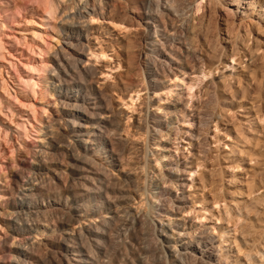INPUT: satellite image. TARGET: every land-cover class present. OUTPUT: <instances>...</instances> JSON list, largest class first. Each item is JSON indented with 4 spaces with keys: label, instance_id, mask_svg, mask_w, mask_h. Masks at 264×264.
I'll return each instance as SVG.
<instances>
[{
    "label": "bare ground",
    "instance_id": "bare-ground-1",
    "mask_svg": "<svg viewBox=\"0 0 264 264\" xmlns=\"http://www.w3.org/2000/svg\"><path fill=\"white\" fill-rule=\"evenodd\" d=\"M187 1L190 6L196 5L195 10L189 7L188 15L180 8L182 2L179 0H42L46 25L53 30L61 29L63 45L70 51H59L52 56L56 68L49 73L44 86L46 91L50 87L63 107L71 111L66 120L67 133L59 134L48 126L43 136L47 139L46 146L53 152L69 153L73 160L71 168L77 173V178L88 183L71 200L67 196L63 204L60 201L59 206L70 215L66 224L81 222L86 216H98L99 212L108 215H105L107 218L101 216L100 225L90 224L82 231L68 229L63 232V244L67 251L72 252L73 264H115L114 258L110 256L113 258L111 262L103 247V243L110 240L108 221L130 213L126 200L131 196L123 189L138 181L134 173L140 171L149 176L147 170L150 165L146 156L150 147L141 137L150 134L151 130L154 132L150 122L153 126H169V122L163 123L157 114L151 117L147 102L146 108L140 110L141 115L134 116L137 100L141 98L140 91L148 88L139 90L130 80L125 81L138 72L139 58L149 55L143 51L145 43L151 46V61L159 59L157 56L165 47L158 38L161 27H164V35H168L166 39L171 47L175 42L183 44L184 51L203 65L200 80L209 79L201 91L210 120L204 121L200 112L187 120L197 126L192 135L196 144L200 146L204 141L209 152L204 156L196 155L189 170L186 168L181 172L192 176L189 182L196 189L190 196H198L195 202L202 206L199 211L205 212L199 217L202 218L199 225L205 226L207 219L213 225L205 228L200 236L196 234L199 236L197 240L182 243L178 249L173 234L167 231L172 230L170 223L159 222L157 225L153 216L151 223L157 226V232L165 239L164 249L172 263L189 264L190 258H194L204 264H264V0ZM165 16L172 22L182 23L183 34L176 29V24L170 26ZM57 19L62 22L61 26L50 24L51 20ZM88 56L93 58L95 65L88 64ZM97 63L102 64L99 66ZM120 68L125 72L109 79L108 76H112L109 72ZM150 71L152 78L157 79L155 76L160 75L156 64ZM177 77L175 74L174 78ZM26 83L29 88H34V94L38 82L29 77ZM156 86L161 88L158 83ZM152 87L155 90L152 85L150 90ZM1 106L0 103V113ZM189 117L185 114L183 120ZM26 121L17 126L27 135V125H33ZM209 124L213 125L215 132L203 138L202 131ZM4 130L7 132V128ZM126 130L139 140L131 145L130 138L121 137ZM142 152L145 153L143 159L139 154ZM113 170L119 175L111 181L108 176H113ZM171 176L168 182L174 187L173 177L176 175L172 173ZM26 179L18 188V195L23 200L42 189L33 176ZM237 184H240V191H231L230 188ZM205 189H209L207 194ZM163 192L148 197H156L159 207H162L165 205V199L160 198ZM10 206L12 210L19 207L14 201ZM145 214H132L131 222L143 225ZM82 232L102 254L101 258L107 260L96 263L86 242L75 241L81 238ZM179 236L184 235L179 233ZM135 260L136 264L148 263L140 254Z\"/></svg>",
    "mask_w": 264,
    "mask_h": 264
},
{
    "label": "rangeland",
    "instance_id": "rangeland-1",
    "mask_svg": "<svg viewBox=\"0 0 264 264\" xmlns=\"http://www.w3.org/2000/svg\"><path fill=\"white\" fill-rule=\"evenodd\" d=\"M40 1L0 0V103L3 108L0 113V264H73L74 256L72 252L65 249L63 244V232L68 229L82 231L83 227L90 224L100 225L101 218L108 216L99 212L96 214L98 216H86L81 219V222L66 224L70 215L59 206L61 202L62 204L65 202L67 196L71 200L74 194L80 193L88 183L85 184L77 178V173L71 168L73 160L69 153L53 152L46 146L47 139L43 136L48 126H52V129L59 134L67 133L66 120L71 115V111L63 107L60 99L50 87L46 91L44 82L49 79L52 69L56 68L52 56L59 51L62 53L70 51L63 45L64 38L59 32L61 29L53 30L50 25H46L47 16L41 6L42 0ZM179 1L182 2L180 8H183V13H187L190 8L196 9V5L190 6L187 0ZM165 18L166 21L168 19L167 23L170 26L176 24V29H179V32L181 30L180 33H182V23L172 22L168 16ZM61 23L60 19L50 21V24L55 26H61ZM163 31L164 27L160 28V32L158 31V36L160 35L158 38L165 43L164 51L161 50L157 56L159 59L151 61L152 55L149 53L151 46L145 43L143 51L149 55L140 57L137 63L138 72L125 78V81L130 80L137 85L139 90L148 88L140 91L141 98L137 100L136 104L139 106H136L134 116L141 115L140 110L146 108L147 102L150 106L151 117L154 118L157 114L163 123L169 122V126L167 125L168 128L153 126L154 124L150 122L149 125L154 132L151 130L150 134H144L145 136L141 137V140L150 147L148 156H146L148 166L150 165L147 170L149 176L140 171L134 173L138 181L123 189L125 194L131 196L126 200L131 214L123 213L124 219L115 217L114 220L112 218L108 221L110 240L105 241L103 247L108 252L110 261L112 257L114 258L112 259L115 264H136L135 259L139 254L145 256L147 264H177V262L172 263L168 258L169 253L164 249L165 239L157 232V226L151 223L153 220L150 219L153 217L157 225L159 222L171 224L172 230L167 231L173 234V241L178 249L181 248L182 243H189L191 239L197 240L196 237L213 225V222L208 219L204 221L205 226L199 225L202 222V218L199 217L203 211H199L202 206L195 202L198 196L196 194L190 196V193H194L196 189L189 182L192 176L181 172L186 168L189 170L190 162L196 155L204 156L209 152L204 141L200 146L196 144L192 135L195 134L197 126L188 122L191 115L196 113H201L204 121L210 120V112L201 91L203 84L205 85L209 79L200 80L203 65L195 59L194 61L192 56L184 51L183 44L175 42L171 47V43L166 39L168 35H164ZM94 62L93 58L88 56V64L95 65ZM101 64L97 63L99 66ZM153 64H156L160 73L155 77L160 79L162 84L151 77L150 69L153 68ZM121 72H125V69L112 70L109 72L112 76L108 77L112 80L110 77ZM175 74L178 79L174 78ZM29 77H33L38 82L34 94H32L34 88H29L26 83ZM157 83L160 89L157 88ZM150 85L154 86L155 90L159 89L158 92H154L153 87L150 90ZM185 114L190 117L183 120ZM26 119L33 125H31L33 128L27 125V135L23 134L24 132L17 126L20 123H26ZM3 128H7V132ZM39 128L41 129L37 133ZM160 129H163L161 133ZM204 129L208 130H203L204 132L201 130L202 137H207V134L212 136V131L215 132L212 124ZM126 131L122 132L121 137L130 138L131 145L139 140L137 136L131 137L128 130ZM139 154L143 159L145 153ZM127 161L132 164L131 159ZM172 173L176 175L173 177L174 187L168 182L169 178L172 179ZM112 174L114 177L111 175L108 177L114 181L119 173L113 170ZM29 176L36 178L42 189L36 195L23 200V197L18 195V188L24 185V181ZM163 181L166 183L163 184ZM240 189V184L230 188L235 192ZM205 190L207 194L209 189ZM161 192L164 196L161 195L160 198L165 199L163 203L166 206L159 207L157 198L148 196L150 194L157 196ZM12 201L19 207L10 209ZM45 205L46 208H44ZM153 205L156 206L154 210ZM136 212L146 213L147 218L144 217L143 225L131 222L133 220L131 216ZM231 230L233 232V228ZM82 233L81 240L75 241L84 242L83 244L86 242V247L93 257L99 260L98 262L95 260L96 263L107 260L101 258L102 254L100 255L95 249L86 234ZM179 233L184 236L180 237ZM196 234L199 236H195ZM194 255L199 258L201 256ZM132 258H134L133 262H131ZM189 264L204 263L190 258Z\"/></svg>",
    "mask_w": 264,
    "mask_h": 264
}]
</instances>
